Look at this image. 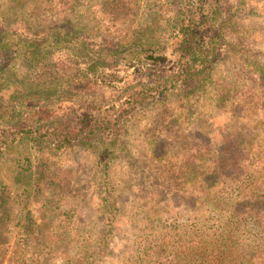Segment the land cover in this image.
<instances>
[{
    "label": "trees",
    "instance_id": "trees-1",
    "mask_svg": "<svg viewBox=\"0 0 264 264\" xmlns=\"http://www.w3.org/2000/svg\"><path fill=\"white\" fill-rule=\"evenodd\" d=\"M227 1L0 0V232L4 234L16 220L23 237L9 259L0 243V264L8 260L9 264H48L47 255L37 257L34 251L50 250V255L54 240L63 243L60 251L68 256L62 264H98L97 256L109 244L101 248L104 237L98 242L100 249L91 251L89 245L72 240L69 227L52 226L59 204L44 193L52 192V180L57 182L66 168L40 162L33 170L30 152L37 148L50 159L67 152H93V168L100 170L101 178L107 177L111 160L122 153L125 121L137 106L171 90L188 99L206 93L214 62L228 52L222 42V29L230 24L223 20ZM170 2L175 4L171 9ZM90 14L96 17L83 23ZM56 17L62 21L48 22ZM166 50L174 56L173 68L158 75L151 86L121 83L113 71L121 62L146 66L149 59H166ZM237 54L242 57L240 51ZM243 57L257 85L247 93L253 108L261 111L264 66L247 54ZM162 131L154 150L161 153L162 166H170L171 178H188L190 185L203 179L205 183L210 167L202 158L205 144L185 145L182 150L187 151L173 152L176 135ZM226 142L243 143L238 135ZM217 162H211L212 169L225 175ZM237 171L231 178L233 184L240 183L241 202L256 199L250 209L234 205L230 212H241L229 222L220 221V227L213 224L212 229L204 225L201 230L170 233L166 226L149 227L148 233L130 245L128 258L121 264H264V228L246 236L236 230V226L250 224L249 218L253 229L258 222L264 226V199L249 194L263 187L264 181H255L249 173L243 176L238 166ZM34 193L42 194L39 197L48 208L41 214V223L23 214ZM151 200L140 213L143 222L155 217ZM14 204L18 205L16 216ZM75 249L79 252L70 253Z\"/></svg>",
    "mask_w": 264,
    "mask_h": 264
},
{
    "label": "rangeland",
    "instance_id": "rangeland-1",
    "mask_svg": "<svg viewBox=\"0 0 264 264\" xmlns=\"http://www.w3.org/2000/svg\"><path fill=\"white\" fill-rule=\"evenodd\" d=\"M172 3L169 9L175 5ZM224 7L223 20L230 21V24L222 29L225 38L222 42L228 52L225 51L214 62L211 79L204 89L206 93H197L188 99L183 93L171 90L161 98L150 99L146 104L137 106L125 121L122 153L111 160L107 177L101 178L100 170L93 168V152H67L57 155L56 159H50L37 148L30 152L29 162L33 170L40 162L54 166L56 163L61 169H67L61 172L57 182L52 180V192L44 193L51 198L52 203L59 204L57 218L53 219L52 226L69 227L72 240L89 245L91 251L100 249L98 242L104 237L101 248L109 244L97 256L98 264H121L128 258L130 245L136 244L144 233H148L149 227L166 226L170 233L184 229L201 230L204 225L212 229L213 224L220 227L223 225L220 221L229 222L234 214L241 212L232 214L230 209L234 205L240 209L247 205L250 209L256 201L249 199L242 203L244 194H240V183L233 184L231 177L238 172V166L243 176L249 173L255 181H264V109L259 111L253 108L254 101L247 91L257 85L241 60L244 59L243 54H247L264 66V0H228ZM92 17H96L95 14L87 15L83 23L93 20ZM57 18H51L48 22L62 21ZM238 51L242 57L237 54ZM166 55L163 60H157L159 56L155 60L149 59L145 63L149 65L146 66H142L141 62H121L113 71L118 73L121 83L127 81L131 85L142 83L151 86L158 75L171 72L173 68L174 56L170 50H166ZM250 126L251 131L248 130ZM162 130L176 135L172 139L175 143L173 152L187 151L188 148H196L197 144H205L206 151L202 152V158L210 166L205 183L203 179L200 183L196 181L197 184L190 185L188 178H171L170 166L163 167V158H158L161 153L154 150L155 145L161 142L156 138L164 132ZM233 135H238L243 143H227L226 138ZM185 145L188 148L182 150ZM217 160L225 170L223 176H219L211 167V162ZM63 175H67L68 179ZM105 180L108 185H104ZM247 190L246 187L243 192L246 194ZM249 194L264 199V186L250 190ZM39 196L42 194L34 193L23 214L41 223V214H46L48 208H45L43 203H46ZM150 199L149 207H153L155 217L152 221L143 222L140 213L144 212ZM54 207L52 204L51 208ZM14 208L16 216L18 205L14 204ZM249 220L250 224L236 226L243 236L256 235L258 230L264 228L258 222L256 230L253 229V220ZM20 228L14 220L4 234L0 232L1 247L7 251L8 259L13 247L21 238L23 240ZM51 245L54 249L50 255L47 253L50 250L34 251V255H47L48 264H62L68 258L60 251L64 247L63 243L54 240ZM78 252V249L70 251ZM9 263L10 260L4 262Z\"/></svg>",
    "mask_w": 264,
    "mask_h": 264
}]
</instances>
